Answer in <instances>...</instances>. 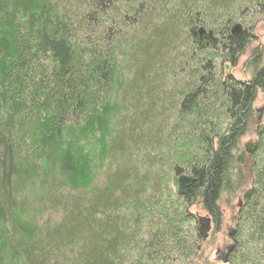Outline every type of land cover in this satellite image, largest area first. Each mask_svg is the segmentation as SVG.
<instances>
[{"label":"trees","instance_id":"16d2710c","mask_svg":"<svg viewBox=\"0 0 264 264\" xmlns=\"http://www.w3.org/2000/svg\"><path fill=\"white\" fill-rule=\"evenodd\" d=\"M31 11V30L7 25ZM259 15L264 0H0V264L196 256L203 239L191 207L220 225L218 203L238 188V145L264 91V51L248 80L223 69L249 46ZM200 27L217 43L200 39ZM92 91L99 104L86 118ZM257 123L226 264H264ZM182 173L195 178L185 194Z\"/></svg>","mask_w":264,"mask_h":264},{"label":"rangeland","instance_id":"374dc122","mask_svg":"<svg viewBox=\"0 0 264 264\" xmlns=\"http://www.w3.org/2000/svg\"><path fill=\"white\" fill-rule=\"evenodd\" d=\"M35 20H36V15L34 14V12L31 11V13H29L25 19L22 18L19 19L16 16L12 21L8 22L7 25L11 29H15V27L17 26L16 25L17 22L21 23L22 25L21 32L24 33V30L26 31L28 29L30 30L32 29ZM257 20H259V22L256 24L255 22ZM9 23L12 24V26ZM252 25L254 26V28L252 27L250 31H252L254 36L249 46L239 57L237 63L233 65L230 62H224L223 64V69L225 74H232L237 79L248 80L251 78L255 70L252 64H250L252 60L251 58L254 59V56L258 55L261 50L264 51V15L262 16L259 15L257 19L254 20ZM17 36H19V34ZM227 64L229 65V69H230L229 73L226 72ZM88 98H89V106L93 110H91L92 111L91 113L88 112L85 115L86 118H89L93 116V114L97 113V110H95L94 107L97 104H99L98 103L99 98L94 94L93 91L88 96ZM110 105L112 104L110 103ZM263 105H264V91L258 90L256 99L253 103V113L249 119L247 131L241 137L238 145L237 153L242 154L244 158V164L235 170V172L237 173V176L235 177V183L238 185V188L232 193L223 194L221 200L218 203L222 211L220 225L216 227L215 224L213 223L211 231L209 232V237L206 240H202L200 243L199 246L200 249L198 251V254L189 261L183 263L179 262L180 264H225L222 261L224 254L227 253V247L229 245H233V240L229 236V233L237 228L235 215L237 213L238 206L242 203L244 191L251 183L253 164L250 156L253 155L254 153L251 154L247 152L246 148L249 144L253 142L257 143L258 137L256 133V127L258 126L257 123L258 117L261 116L263 120L262 113L257 112V109H259ZM83 135L87 136L89 135V133H84ZM100 135L101 132H97V134H95V139L97 140ZM83 137L84 136H81V140H80L81 143H83L84 141ZM59 148L60 147H56L57 150H59ZM101 153H103L104 155V151L102 152V148L99 151V154ZM98 158L101 160V165H103L105 159L102 157V154L101 156L99 155ZM171 178L172 177H170L169 174V178L166 180V184L169 183V187H171ZM87 180L88 177H86L83 183H87ZM191 211L194 214L195 218H197V221L199 217H205L209 215L208 212L201 206V204H196L192 206ZM45 216L47 217V215H44L43 217ZM36 223L37 221L33 220L31 226L36 227L37 226ZM24 225L25 227L28 226L27 224Z\"/></svg>","mask_w":264,"mask_h":264},{"label":"water","instance_id":"95a60500","mask_svg":"<svg viewBox=\"0 0 264 264\" xmlns=\"http://www.w3.org/2000/svg\"><path fill=\"white\" fill-rule=\"evenodd\" d=\"M243 26L241 23H236L232 29V32L235 34L237 32H239L240 30H242ZM198 33H199V37L200 39H205L208 40L210 42H212L213 44L217 43L218 37L215 35L213 30H207L205 27H200L198 29ZM226 72L229 73L230 69H229V65H226ZM257 112L262 113L263 115V120H264V105L262 107H260L259 109H257ZM257 149V143L253 142L251 144H249L246 148L247 152L253 154L255 152V150ZM195 181V178L189 175H182L179 177V191L181 194H185L186 193V189L188 186H190L193 182ZM198 227H199V234L202 237L203 240H206L209 237V232L211 231L212 228V220L209 216H205V217H199L198 218ZM236 235V229L232 230L229 233V236L231 238H234V236ZM233 250V245H229L227 247V254L225 256V258H223V263H227L229 261V255Z\"/></svg>","mask_w":264,"mask_h":264},{"label":"bare ground","instance_id":"6f19581e","mask_svg":"<svg viewBox=\"0 0 264 264\" xmlns=\"http://www.w3.org/2000/svg\"><path fill=\"white\" fill-rule=\"evenodd\" d=\"M257 150V149H256ZM255 150V151H256ZM182 175H189V176H192V175H190V174H188V173H182L180 176H182ZM193 177V176H192ZM178 183H179V179H178ZM212 225H213V221H212ZM235 237V236H234Z\"/></svg>","mask_w":264,"mask_h":264},{"label":"flooded vegetation","instance_id":"af4514ba","mask_svg":"<svg viewBox=\"0 0 264 264\" xmlns=\"http://www.w3.org/2000/svg\"><path fill=\"white\" fill-rule=\"evenodd\" d=\"M240 205H241V204H240ZM208 216H209V215H208ZM209 217H210V218H211V220H212V217H211V216H209ZM212 221H213V220H212ZM226 254H227V253H225V254H224V257H223V258H225Z\"/></svg>","mask_w":264,"mask_h":264}]
</instances>
